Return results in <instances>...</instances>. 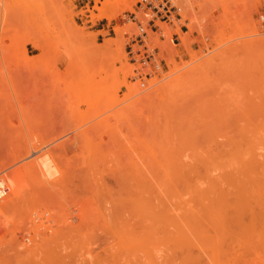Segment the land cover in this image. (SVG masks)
Returning a JSON list of instances; mask_svg holds the SVG:
<instances>
[{
    "label": "rangeland",
    "instance_id": "rangeland-1",
    "mask_svg": "<svg viewBox=\"0 0 264 264\" xmlns=\"http://www.w3.org/2000/svg\"><path fill=\"white\" fill-rule=\"evenodd\" d=\"M139 1L130 3L129 0L115 18L108 21L104 17H96L99 13L95 7L101 6L104 0H0V177L11 174L16 167L35 158L36 154L28 157L24 155L13 162L11 144L19 145L22 152L30 144H40L45 151L51 150L56 144L57 149L64 151L66 144L64 154L66 152L71 156L70 154L76 153V156L79 148L75 149L73 145L76 143L75 146L78 147L79 144L80 147V143H74L73 138H77L75 141H90L93 144L91 151H96L97 157L101 153L106 155L114 152V155H109L111 159L106 155L111 163L115 154L119 157L126 155L121 161L124 158L126 162L129 160L130 163L125 162V167L128 169L127 164H131L133 169L129 168L130 172L142 167L150 173L152 163L156 167L155 171L157 168L159 171L173 167L178 169L183 163L188 166L193 162L192 154H213L226 138L232 139L236 135L239 138V134L241 137L242 131L237 134L240 124L247 128L245 122H252L251 118H255L256 121L253 122H259L257 118L261 116H258V111L260 107L264 109V0H171L177 10L170 21L155 18L148 14L149 10L140 9ZM61 6L66 8L61 9ZM133 14L136 15L135 19ZM117 24L123 26L122 36L113 30ZM102 25L105 29L96 30ZM142 32L146 35L142 37L146 40L145 44L156 51L161 65L157 73L149 72L148 66L144 67L140 62L141 53H129L130 47L132 50L143 49L142 44L133 42ZM30 38L39 42L42 48H36L29 41ZM184 44L189 45L188 48ZM24 50L30 57L29 60L24 58ZM173 64L180 66L172 76L177 77L175 80L158 89L149 87L148 82L154 79L165 82L164 73L167 75ZM147 72L151 74L146 75ZM123 82L132 85V89L124 87ZM138 85L145 90H137ZM70 139L73 140L72 144ZM61 142H65L63 149H60ZM67 144L72 145L69 146L72 150ZM81 144L88 146L90 143ZM85 150L88 147L80 152L83 154ZM52 152L47 154L52 156ZM81 153L79 158L73 155L80 160L76 159L78 171L83 160L80 158ZM87 153L88 151L84 154ZM130 154L135 155L132 157L135 161L131 160ZM152 154L162 159L159 160L162 166L154 164L157 160ZM184 154H187V158ZM103 155L102 158L105 157ZM60 156L64 157L63 153ZM73 156L72 159L69 158L74 166ZM199 156L200 154L196 159ZM62 157V160L66 158ZM55 158L58 160L59 156ZM99 158L101 157L96 158L97 164L105 159L101 158L99 162ZM86 159L88 158L84 160ZM146 159L151 162L149 169L145 166L150 162H143ZM62 160H58L59 164L66 166L68 158ZM136 160L144 164L139 167L140 163L137 162L138 166L134 169ZM114 161L113 166L116 168L118 166L115 167L116 160L113 158ZM110 163L107 162L108 165ZM193 163L196 164L197 161ZM72 164L67 166L71 165L70 171L74 174ZM83 164V167L89 169L88 166L94 163ZM174 164L179 165L176 167ZM113 166L106 169L105 167L110 168V165H106L103 170V166H100V170L112 172ZM164 166L168 167L165 169ZM189 166L188 169L186 167L187 170L190 169ZM86 168L80 171L87 170ZM93 168L97 169L95 165ZM78 173L75 172V175ZM110 174L105 175V179L110 180ZM19 184L25 183L20 180ZM27 184L23 187L24 191ZM28 191L18 210L6 212L13 220H23L17 226L16 223L9 224L4 233H0V242H3L0 246V264H75L71 256L65 253L64 239H60L61 243L53 244L54 248L50 249L51 245L45 240L46 232H50L49 226L46 227L48 231L41 226L38 234H33L36 227H32L27 215L36 210L38 213L32 215L36 224H41L52 216L47 222L52 221L49 225L54 224L55 228L64 218L63 214L77 207V201L66 206V209L64 205H67V199L75 201L71 200V195L65 199L59 193L56 199L51 198L55 197L53 194L49 195L48 200V193L44 192V196L42 192L41 197L35 199L32 189ZM82 192H85L84 196L87 194L86 191H81L80 194ZM73 196L75 199L76 194ZM90 196L89 194L87 198ZM81 198L83 197L79 200ZM84 199L80 201L88 209L85 215L92 213L94 220L88 221L92 214L88 217L84 215L87 220L83 217L82 223L86 227H83L84 239L89 238L84 241L87 249H95L93 252L87 250L94 257L97 253L100 254L102 243L112 234L109 230L108 234H103L107 233V228L101 225L91 199L88 205V199ZM55 202L62 205L57 206ZM67 210L69 211L66 212ZM38 214L41 216L39 221ZM53 218L58 220L54 219L53 222ZM133 221L130 219L129 224H133ZM63 223L66 224L64 220ZM63 223L60 225L64 226ZM136 224L135 229L141 225L139 222L138 226ZM102 228L106 229H103V233ZM3 234L5 235L2 236ZM96 234L101 238L104 235V241L101 242ZM112 237L110 242L106 241H115ZM92 238H95L94 241H91ZM33 239L46 244L34 256L32 251L36 240ZM103 250V254L107 253L109 256V252Z\"/></svg>",
    "mask_w": 264,
    "mask_h": 264
},
{
    "label": "bare ground",
    "instance_id": "bare-ground-1",
    "mask_svg": "<svg viewBox=\"0 0 264 264\" xmlns=\"http://www.w3.org/2000/svg\"><path fill=\"white\" fill-rule=\"evenodd\" d=\"M134 1L135 0H131L130 3ZM177 1L178 0H176V2ZM180 1L183 0H179V2ZM128 3L129 0H104L101 6L95 7L99 13L96 17H104L108 21H111L115 18L118 11L124 8ZM65 8V6H61V9ZM94 17L93 15V18ZM113 30L117 35H123V26L117 24L114 26ZM184 38L186 39V37ZM29 41L36 48H42L41 44L35 39L30 38ZM184 41L185 40H183V42ZM185 46L188 48L189 45ZM23 53L24 58L29 60L30 57L27 52L24 50ZM171 59L172 58H170V60ZM179 67L180 66L173 64L169 67L170 70L168 74L166 75L164 73L165 82L154 79L148 82L149 87L153 86L158 89L159 87L169 85L177 78H172V76L177 72ZM112 84L113 82L111 85ZM123 86L128 90L132 89V85L129 83L123 82ZM111 87L113 88L114 86L112 85ZM141 89L145 90L141 85H138L137 90L140 91ZM262 108L263 107H260V111H262L261 114L260 111H258L259 108H256L259 112L258 116H261L257 118L259 119V122L257 121L258 123L253 122L256 121L255 118H251L252 122H250V120L245 122L247 128H245L244 125L241 126L242 124L239 125L238 129L240 130H237V134L242 131L240 132L242 133L241 137L239 134V138H237V135L232 136V139L231 137L226 138V141H224L225 145L223 142L222 146L215 149V153H213L214 150L212 151L213 154H208L207 152H204L205 155L207 154L206 156H201L202 153L192 154L193 159L195 156V159H192V161H197V163L194 164L188 159L189 162H191V166L188 164L190 167L189 170H187L188 166L183 163L181 167L179 164V166L174 164V166H178V169L176 167V169L171 167L172 169L168 168L167 170L159 171L157 168V171H155L156 167L155 165L153 166L152 163L153 169L151 168L150 170L152 171L148 173L143 170L144 168L142 169V167H140L142 164L140 158L142 159L143 156L145 157L144 154L142 156L140 153L139 155L142 157L138 160L141 162L136 160V164L137 162L140 163V168L135 172L129 171L133 169L130 166L131 164L129 166L127 164L128 169L125 167L126 160L124 161V159L126 158L122 159L124 164L123 161H121V158L126 155L119 157L118 154H115L114 157V152L106 154L108 157L113 154L111 163L107 160L109 158L111 159V157L107 158L106 155L101 153L98 157L102 158V155L105 156L106 158H103L106 159V162H104L105 159L103 158V160L101 158L98 160L99 162L102 160L103 164H106L103 165L102 162H100V164H102L100 165L96 162V158H98L96 151H91L93 144L88 141L91 145H82L81 142H88L86 140V142H84V140L81 139L77 141V138H75L77 139L75 141L73 138L74 143H80V147L79 144L78 147L75 146L77 145L76 143L73 145V148H79V151L76 152L81 153L82 149H87L88 147V150H85V152L81 154L85 155L84 153L87 151L90 153L89 155L87 153V155H85L86 157H82L80 154V158L83 160L88 158L84 161L81 159L82 164H79V166L81 165V169L86 168V166L83 167V163L85 162L89 165L94 163L91 165L92 167L87 165L88 168L90 167L89 169L86 168L87 170L84 171H80V169V173H78L79 171L76 165H78L77 161H80L77 159L79 158V153L76 155V161L74 158L76 153L74 154V151L72 152L73 154H70L71 156L65 152L70 158L74 155L75 164L73 166V162L71 163L70 158L64 154L66 150L65 142L67 141L63 142L65 144L64 151L57 149L55 144V147H52L55 148V151L51 148V150H46L48 152H46L40 144L39 146L34 144L27 145L23 152L19 145L11 144L10 154L13 156V162L19 160V158L24 155L27 157L30 156V154L36 155L31 161L16 167L11 174L9 173L7 176L4 175L0 177V187L1 185L3 186L0 188V233H4V230L9 224L15 225L16 223L15 226H17L18 222H22L23 218L13 220L6 212L12 209L14 211L18 210L19 204L25 201L24 195L25 192H29L28 190L32 189L35 199H39L42 192L43 195L44 192L45 194L48 193V200H50L49 195L54 194L55 197L53 196L51 198H56L59 193L61 194L63 192L64 195L59 194V196H64L65 199L68 195L74 198L73 195L76 194L75 199L71 198V200L75 201L67 199V205L63 203L65 208L69 204H74V202L77 201V204H75L77 207L75 206L70 212L67 210L66 212L68 213H65L66 217L64 214L62 215L65 219H61L60 224L62 225L64 220V222H66V224L63 223L64 226H61L59 223L57 225L56 223L55 225L57 226L54 228V224H51L53 225V229L51 225H49L52 221L47 222L48 220L50 221L52 216L44 220L41 224H36L34 221L35 218L32 217L33 214L38 213L36 210L30 211L27 218H29L28 220L32 223V227H36L33 229V234L35 233L37 235L41 226H44L45 230H47L49 226L48 229H50V232H46L47 238H45V240L47 244L51 245L52 248L50 247V249L54 248L53 244L58 245V242L61 243L60 239H64L63 245L65 253L67 256H71L75 264H264V109L262 110ZM248 123L250 125H248ZM71 140L72 139H70V142ZM63 143L61 148L59 147L60 144L58 145L57 143L58 148L63 149ZM67 143L69 144V142ZM68 144L67 147L72 146ZM71 148L69 147V149ZM56 149L62 152L66 158L60 156L62 153L60 154ZM43 150L45 152H41ZM49 151L52 152V156L47 154ZM57 152L60 155H57ZM121 152L118 151L119 154ZM54 154L57 158L59 156L60 160H62L60 157L64 159L68 158L69 161L66 160V162L72 164V169H75V172L78 174L75 175V172L73 174L72 171H70L71 165L67 166L68 164H66L67 167L63 166L61 163L60 165V161L58 162L59 159L57 160L55 156L53 157ZM196 154H200L197 159ZM136 155L138 154L136 153ZM184 155L186 156L187 154ZM88 156L96 163L93 161H90V163L89 160L91 159ZM134 156L130 154L131 160ZM148 156L152 160V157L150 155ZM152 156L156 158L153 159L158 161L154 164L157 163V166L160 167L162 163H160L159 160L162 159L158 158V156L156 157V154H152ZM180 156L181 155H179V157ZM192 156L188 155L190 158H192ZM113 158L116 160L115 167L118 166L116 168L113 166L115 163V161L113 162ZM147 159L143 161L145 164L150 162ZM168 160L169 157L167 161ZM107 162L110 163V168L105 167L106 165L109 166ZM94 165L96 168L99 165L97 168L98 170L93 168ZM111 165L114 168L112 172L110 170L101 172L100 166L101 168L103 166V170L105 168L111 169ZM149 165L151 166V162L148 165L146 164L145 167L149 169ZM192 165L195 167L197 165L196 169L192 167ZM137 166L138 164L134 166V169H136ZM168 166H164V168ZM182 167L184 168L183 170L181 169ZM179 168L181 170H179ZM107 174L111 175L112 178L110 177V180L105 179V175L108 176ZM20 180L25 183L24 185L28 183V189L26 188L27 191L26 189L25 191L23 190V187H25L24 185L19 184ZM29 186L32 187L29 188ZM60 190L63 191L59 192ZM81 191H86L87 194L84 196L85 192L80 194ZM89 194L91 198H87ZM80 197H83L80 199H83V201L85 200L84 197L88 199L86 202L87 205L91 199L90 202H92L94 209H96L99 214V220L102 222L101 225L107 228V233H103L104 228H102V233L108 234L109 230L115 238V241L108 243L112 236L110 237L109 234L108 236L110 238L108 239L106 235V239L108 240L106 241L105 239V242L108 243L106 244L103 242L104 239H102L105 236L103 235L101 238V236L99 237V235L96 234L98 238H101L100 240L103 242V248H101L100 251L99 245L101 246V242H99L100 244H97V248L100 254L97 253L98 255L94 257L90 254L95 249L92 250L90 247V249H88L92 252L87 251V245L85 244V241L89 238L84 239L83 227L85 226L82 220L88 209L82 204L83 201L81 202L79 200ZM59 198L61 199L62 197ZM56 199H58V197ZM55 204L59 206L58 204L61 203L55 202ZM65 208L64 211L68 207ZM91 214L88 216H91ZM37 217L39 221L41 216L38 214ZM92 218L93 214L92 217L88 218L90 219L88 221L93 222L94 220ZM134 218L135 222L132 220ZM54 219L58 220V218H53V222H55ZM130 219L133 221V224L132 222L129 224ZM71 220L73 221L71 222ZM88 221H86V223ZM46 222L47 224H45ZM138 222L141 225L138 226ZM135 224L138 226L136 229ZM130 225H133V227ZM104 230L106 231V229ZM4 235L5 234L2 236ZM88 235H90V233ZM113 237L112 240H114ZM92 239L91 241H94L95 238ZM33 240H36L34 242V249L31 248L34 251H32V255L34 256L43 248V245L45 246L46 244L40 242L38 239ZM96 242H98L97 239ZM104 243L105 245H103ZM2 244L3 242H0V246ZM84 247L85 249L83 250ZM102 250L104 252H109V256L106 255L107 253L103 254ZM85 251H87V256L85 255ZM89 255L90 257H88ZM110 255L113 257L111 256L110 258ZM19 259L20 258H18V260Z\"/></svg>",
    "mask_w": 264,
    "mask_h": 264
},
{
    "label": "built area",
    "instance_id": "built-area-1",
    "mask_svg": "<svg viewBox=\"0 0 264 264\" xmlns=\"http://www.w3.org/2000/svg\"><path fill=\"white\" fill-rule=\"evenodd\" d=\"M138 4L140 9L149 10L148 14L153 15L155 18L164 21L172 20L177 10L176 6L173 4L171 0H140ZM133 18L134 19L136 18L135 14H133ZM151 21H153V19H151ZM143 36H146L145 32H142L141 34L137 35L135 39H133V42L142 44L143 49L132 50V48L130 47L129 53L131 55L134 54L140 55L141 53L142 58L140 62L144 65V67L147 66L149 67V72L157 73L160 71L161 65L160 62L158 61V57L156 56V51L155 49H150L145 44L146 40L142 38ZM149 72H147L146 75L148 74L150 75L151 73ZM1 187L3 186L1 185Z\"/></svg>",
    "mask_w": 264,
    "mask_h": 264
},
{
    "label": "crops",
    "instance_id": "crops-1",
    "mask_svg": "<svg viewBox=\"0 0 264 264\" xmlns=\"http://www.w3.org/2000/svg\"><path fill=\"white\" fill-rule=\"evenodd\" d=\"M103 29H105L104 25H102L101 27H98L96 30H103Z\"/></svg>",
    "mask_w": 264,
    "mask_h": 264
}]
</instances>
